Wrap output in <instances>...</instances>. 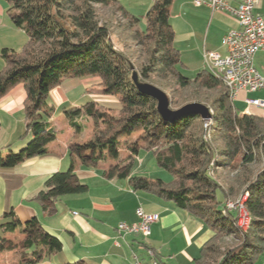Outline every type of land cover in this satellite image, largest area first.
<instances>
[{
  "label": "trees",
  "instance_id": "16d2710c",
  "mask_svg": "<svg viewBox=\"0 0 264 264\" xmlns=\"http://www.w3.org/2000/svg\"><path fill=\"white\" fill-rule=\"evenodd\" d=\"M7 1L11 19L25 32L26 41L20 51H2L5 65L0 70V96L12 85L24 84V117L32 138L17 152L0 159V164L12 166L47 154L46 144L56 133L46 128L41 108L51 88L69 78L98 79L102 93L116 97L119 109L114 114L95 101L66 109L73 128L82 129L76 120L80 115L93 122L91 139L72 144L69 153L85 166L106 156L117 159L121 137L141 128L148 138L145 149L152 151L157 166L167 170L172 179L163 182L130 175L135 148H130L123 164L111 166L104 174L108 178L129 177L134 190L172 200L205 220L213 235L193 264H254L264 252V118L237 112L222 78L208 70L201 69L194 77L181 73L183 64L169 23L172 0H153L143 28L139 27V17L117 0ZM113 34L120 37L122 48L113 42ZM133 72L139 82L165 91L172 109L191 102L208 106L213 121L209 135L204 136V123L198 114L173 122L163 120L156 100L136 87ZM215 166L232 173L230 181L220 183L214 176ZM84 191L70 168L49 176L33 199L46 209L48 201ZM244 193L250 222L242 230L224 201ZM3 218L7 220L0 223V250H13L10 264H35L61 249V241L35 218L23 224L25 237L13 244L5 234L21 227V222L13 212Z\"/></svg>",
  "mask_w": 264,
  "mask_h": 264
},
{
  "label": "crops",
  "instance_id": "0c3cea01",
  "mask_svg": "<svg viewBox=\"0 0 264 264\" xmlns=\"http://www.w3.org/2000/svg\"><path fill=\"white\" fill-rule=\"evenodd\" d=\"M117 1L139 17V27L143 28L146 11L153 0ZM225 1L236 7L240 0ZM254 10L264 16V0H257ZM169 23L174 31V46L180 52L182 68L197 72L206 68L203 59L205 51L226 54L222 38L227 31L238 26L229 12L216 11L205 4L195 5L193 0H172ZM25 41V32L11 19L9 1L0 0V70L5 65L3 49L20 51ZM185 60L189 63L185 64ZM259 62L264 70V51H258L254 56L258 70ZM259 72L264 76V72ZM93 88L101 94L98 79L69 78L51 88L41 108L46 128H53L56 133L55 139L46 144L47 154L28 157L12 166L0 164V223L7 220L3 218L5 213L13 212L14 218L22 225L6 233L5 237L18 244L25 237L21 231L23 224L35 218L46 232L62 243L59 251L35 264H133L131 254L134 252L145 257L147 247L156 253L162 264H193L203 244L213 235L205 220L177 207L172 200L149 191L134 190L129 177L108 178L104 172L118 164L117 159L106 156L104 160L85 166L69 153L72 144L91 139L93 122L80 115L76 120L82 124V129L73 128L64 111L81 108L80 98L93 97L90 94ZM25 98L26 90L22 82L12 85L0 96V159L28 142H20L28 132L24 117ZM245 98L264 100V89L240 91L232 102L237 112L264 118V107L248 105ZM238 101L239 107L236 105ZM68 104L70 107H67ZM61 108L63 112L59 113ZM129 137L127 135L120 140L122 142ZM124 149L127 154L123 161L130 155V149ZM136 155L132 157L133 165ZM70 168H73L85 191L62 195L55 201H48L45 204L47 208L43 209L44 205L34 200V196L44 189L49 176ZM98 170L100 174H94ZM130 175L134 174L131 172ZM87 177L96 179L92 186L83 181ZM138 207L147 213H157L159 219L150 225V232L143 240L134 235L119 237L117 225L137 222L135 211ZM12 254L13 250H0V264H10ZM261 256L259 264H262Z\"/></svg>",
  "mask_w": 264,
  "mask_h": 264
},
{
  "label": "built area",
  "instance_id": "2783aa9c",
  "mask_svg": "<svg viewBox=\"0 0 264 264\" xmlns=\"http://www.w3.org/2000/svg\"><path fill=\"white\" fill-rule=\"evenodd\" d=\"M195 5H208L216 11H226L232 14L237 27L230 29L222 38L226 49L225 55L213 51H205L203 59L206 68L215 77L222 78L230 92V101L233 102L240 91H256L264 89V76L254 64V56L258 51H264V16L255 12L257 0H240L236 7L230 6L225 0H193ZM207 70V69H206ZM251 106L264 107V100L245 98ZM205 124V120H204ZM225 207L229 212L236 214L242 222L244 214L240 208V201L226 199ZM138 221L132 224L121 222L116 227L119 237L134 235L142 240L150 232V225L159 219L157 213H147L138 207L135 211ZM146 256L132 253L133 264H162L156 253L147 247ZM264 264V252L261 256Z\"/></svg>",
  "mask_w": 264,
  "mask_h": 264
},
{
  "label": "rangeland",
  "instance_id": "374dc122",
  "mask_svg": "<svg viewBox=\"0 0 264 264\" xmlns=\"http://www.w3.org/2000/svg\"><path fill=\"white\" fill-rule=\"evenodd\" d=\"M112 38H113V42L115 43V45L119 48H122L123 45L120 41L121 39H119L120 37H118L116 34H113ZM184 63L188 64L189 62L187 60H185ZM202 64H204L203 59H202ZM261 65H262L261 63L258 64V68L261 72H264ZM205 69L208 70V68H205ZM180 71L183 75H185L187 77H194L195 74L197 73V71L192 70V69H186V67L181 68ZM90 94L94 95V96L93 97H91L90 95L87 97L83 96L82 98H80L81 102L79 103V105H81V104L84 105L85 103H87L89 101H95L97 103V105L102 106L104 109H106V110H108L114 114L117 113L120 105H119V102H118L116 97H114V98L108 97V96L104 95L102 93V91L100 94V91L97 92L95 90V88H93V90ZM91 99H94V100H91ZM239 103H240L239 101L236 102V105L238 106ZM67 107H70V105L68 104ZM62 110L63 109L61 108L59 110V113H62L63 112ZM238 110H239V108H238ZM89 120H91V119H89ZM207 124L209 127H208V133L206 136H208L209 132L212 131L211 127L213 125V121H210ZM26 133H27V135L25 137L21 138L20 142H26V141L29 142V140L32 138L31 131H28ZM125 136H127V135H124L122 137L124 138ZM128 136H130V137L128 139H124L121 142V146L118 149V157H117L118 164L121 165V164H123L122 162H125V161H123V158L127 154V150L124 148H127V149L128 148L129 149L135 148V149H138V153L134 159V165H133V168L131 170L132 174L143 175V176L148 177L150 179H159L163 182L170 181L172 179V175L167 170L157 166L152 151L145 149V145L148 142V138L146 136H144L142 129L137 128V129H135V131L132 134H130ZM28 142H26V144ZM14 149H15V152H17L19 150V149L17 150L16 148H14ZM213 171H214V176L217 178L218 181H220V183H225V182L230 181V176L232 175V173H227V170L225 168L215 166L213 168ZM100 172H101L100 170L94 171V174L96 173V175H97V174H100ZM83 181H85V183L92 186L94 184V182L96 181V179L91 178V177H87L85 179L83 178ZM93 191H94V189L91 188V192H93ZM218 198L220 200H222L220 193H218ZM236 198H230V199H236ZM221 206H222V204H221ZM226 241H230V238H227ZM259 260H260V257H259V259H257V261H255V264H259Z\"/></svg>",
  "mask_w": 264,
  "mask_h": 264
},
{
  "label": "water",
  "instance_id": "95a60500",
  "mask_svg": "<svg viewBox=\"0 0 264 264\" xmlns=\"http://www.w3.org/2000/svg\"><path fill=\"white\" fill-rule=\"evenodd\" d=\"M132 79L140 92L156 100V109L160 117L167 122L179 120L181 117L188 114H198L202 120H209L212 117L209 107L199 102L187 103L179 108L172 109L169 106V97L165 91L155 85L139 82L135 72L132 73Z\"/></svg>",
  "mask_w": 264,
  "mask_h": 264
},
{
  "label": "bare ground",
  "instance_id": "6f19581e",
  "mask_svg": "<svg viewBox=\"0 0 264 264\" xmlns=\"http://www.w3.org/2000/svg\"><path fill=\"white\" fill-rule=\"evenodd\" d=\"M226 88H227V86H226ZM228 94H229V99H230V92H229V90H228ZM210 121H212V120L211 119L205 120V124H204L205 134H204V136H206L207 133H208V127L209 126H208L207 123H209ZM203 122H204V120H203ZM212 165H213V162L211 163V166ZM246 197H247V193H244V194H241L236 199H234V201H240V208L242 209L243 214H244V218L242 219V222L237 220V226L240 227L242 230L247 229V227L249 225V222H250V216H249V214H248V212H247V210H246V208L244 206V204H245L244 201H245ZM225 209L228 211V207H225Z\"/></svg>",
  "mask_w": 264,
  "mask_h": 264
}]
</instances>
